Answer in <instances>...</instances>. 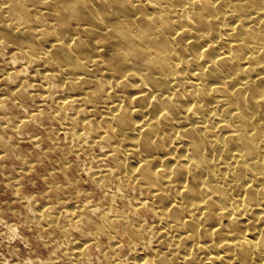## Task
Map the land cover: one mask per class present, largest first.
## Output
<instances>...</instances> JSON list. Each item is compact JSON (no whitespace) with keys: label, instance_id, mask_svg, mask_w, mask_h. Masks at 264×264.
I'll return each instance as SVG.
<instances>
[{"label":"bare ground","instance_id":"6f19581e","mask_svg":"<svg viewBox=\"0 0 264 264\" xmlns=\"http://www.w3.org/2000/svg\"><path fill=\"white\" fill-rule=\"evenodd\" d=\"M0 90L5 264H264V0H0Z\"/></svg>","mask_w":264,"mask_h":264},{"label":"rangeland","instance_id":"374dc122","mask_svg":"<svg viewBox=\"0 0 264 264\" xmlns=\"http://www.w3.org/2000/svg\"><path fill=\"white\" fill-rule=\"evenodd\" d=\"M43 130L42 129H32L31 131L33 133H35V132L37 133L38 132L37 134L39 136H42V138L44 139L43 141H44V145H45V143H48V139H47V136L45 135V130L44 131ZM12 135H14V134H12ZM19 145H20V148L22 149L21 150L22 151L21 153L23 155H26L29 158L34 159L35 162H37V164H36V167H35L34 170H32V171H24L23 172L22 170L19 171L20 168H21V167H19V165L21 166V164H20L19 160L16 159L14 156L13 157H7L6 156L5 158L0 159V173L2 172V174H3V175L0 174V204L2 203V205H0V208H1L0 209V230H1L0 231V264H5V260H7V259L8 260H10V259H15V260L16 259H22L24 257V255L25 256L28 255L26 253V251H25V249H26L25 248L26 247L25 246V243L21 239V235H28L29 236V231H28V229H26V227L24 225L25 217H24V214L21 211L20 204L18 203L17 200H15V198L13 196V193H12V190L10 189V186L6 183V180L5 179L7 177H14L16 175V172L18 171V173L20 174L19 175L20 176L19 177V186L22 189L21 190V193L23 195H26V196H33V195L36 194L37 196H39V197H37L35 195L39 199L38 200L39 202H41V201L48 202L49 201L50 203L55 200V197L51 193H49L48 195H45L44 196V194H43V188L46 185L45 184L46 181H45V179H42L41 178V176L39 175L40 172L43 173L44 176L47 177L46 178L47 180H61V181L63 180V177L60 176L61 174H57L56 177L52 178L47 173L48 172V168L49 167H52V166H56L57 169L60 171V166L58 164H52L51 161L52 160H55V159H58L60 157L62 159L63 158L62 155L51 154L50 155V159H51L50 162H46V159H44L43 161H39L38 162V160H37L38 155L36 153H34L33 151H31L32 148L30 147V144L28 142H20ZM67 159H70L71 162H72V165L70 167V170L68 171L69 172V175L71 177H74L75 176V177L81 179V180H79V185L80 186H82V187H88L87 184H85V182H83V180L85 178V175L83 173H78L76 171L77 168H76V163H75V160H74L75 159L74 156L68 155ZM2 162L5 163V164H3ZM11 163H12L13 166L11 165ZM74 173H76V174H74ZM4 174H5V176H4ZM10 174H12V175L10 176ZM53 198H54V200H53ZM16 208H19L20 210L19 209H16ZM13 216H14V218H13ZM7 222L10 223L11 225L15 226V230L14 231H10V230H8L6 228L5 225L8 224ZM8 244H10V245H8ZM7 250H9V251L7 252Z\"/></svg>","mask_w":264,"mask_h":264}]
</instances>
